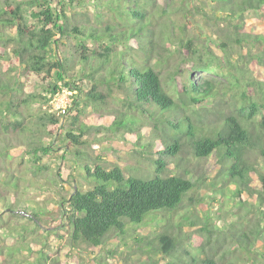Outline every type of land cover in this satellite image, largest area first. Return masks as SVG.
I'll use <instances>...</instances> for the list:
<instances>
[{"label":"trees","instance_id":"obj_1","mask_svg":"<svg viewBox=\"0 0 264 264\" xmlns=\"http://www.w3.org/2000/svg\"><path fill=\"white\" fill-rule=\"evenodd\" d=\"M174 2L0 0V264H61L37 248L32 227L39 230L46 211L28 202L19 207L22 180L12 151L21 143L36 164L63 136L66 148L84 154L80 149L92 144L82 119L88 111L107 122L97 132L133 142L136 165L126 172L85 160L92 186L76 187L61 202L71 243L99 249L111 232L123 235L151 216L163 227L140 240V264H235L237 253L245 264H264V0L184 6L216 27L223 57L212 41L181 39L168 27ZM62 40L70 54L53 59ZM26 76L51 80L43 90L48 98L31 91ZM224 81L234 89L229 96ZM63 89L74 107L66 128L63 115L33 112ZM205 161L215 168L210 180ZM232 186L240 201L236 221L221 231L211 217L201 222L195 207L209 188L223 200ZM200 190L189 197V216L174 223Z\"/></svg>","mask_w":264,"mask_h":264},{"label":"rangeland","instance_id":"obj_2","mask_svg":"<svg viewBox=\"0 0 264 264\" xmlns=\"http://www.w3.org/2000/svg\"><path fill=\"white\" fill-rule=\"evenodd\" d=\"M199 2L198 0H175L172 5L173 7L167 9L171 17L164 19V21L169 28L174 26L173 32L181 39L192 37L194 40L199 38L198 40L212 41L209 45L211 49L214 50L217 56L223 57L225 54L217 47L222 42V38L215 33L216 27L207 26L208 23L205 22L207 18L204 19L201 15L195 14L193 11L192 13L194 14L191 15L190 11L184 9L186 4L196 6ZM211 8L212 6H207L208 11H210ZM61 42L65 44V46L61 45L58 51L52 54L53 59H57V56L63 58L70 54L68 50L70 42L67 40H62ZM235 57L238 58L237 56ZM258 73L259 70H255L253 76L257 78ZM68 74L70 77L79 76L78 72L70 71ZM21 80L26 85H30L31 91L39 89L43 92L44 96L48 98L49 94L43 90L44 88H49L52 83L51 80L42 82L35 77L27 76L22 77ZM81 82L85 84L88 90V83L86 81ZM223 84H225L226 90H228V96L231 95L234 89L231 88L226 81H224ZM66 91L67 90L63 89L59 95L50 99L46 104L43 100L40 101L39 106L35 107L33 112L41 114L44 113V111H48L59 115L60 113L55 108V104L58 99H63V95H65ZM70 100H72V104L69 106L68 110L72 108L73 113L72 96ZM72 113L70 112L68 117H63V127L66 128L69 126L72 120ZM93 114L92 111H88L82 116L83 121L88 124L90 129L88 135L90 137L87 138V140L92 143L80 149L84 154L76 155L70 148H66L65 146L67 143L63 139V136H61L54 141V150L49 155H43L41 161L34 164L30 156L26 153V148L21 143L17 144L12 153L16 158V173L22 180V187L19 193H12L13 195L11 198H13L15 194L20 202L19 207L25 206V203L28 202L32 205L31 209L35 207L46 211L40 217L42 222L41 226L39 225L38 227L39 230L37 227H32V229L36 230L35 232L39 233H37V237H35L37 245H39L37 248L44 247L43 250H45L47 254L58 256L61 264H100V262L104 264H140V262L144 260L140 254V247H142V242L140 243V240H143L145 237L152 238L153 235L163 227L161 222L152 220L151 216L141 226H128L123 235L111 232L105 245L93 251L87 246L77 245L74 242L71 243V239L69 238L70 233L63 226L67 224V220L64 216L66 212L63 211L64 208L62 209L61 207L63 199L69 198L73 189L76 187L86 190L92 186L86 179L87 174L83 171L82 164H86V162L91 163L92 160L95 159L107 170L118 165L124 168L126 172L131 170L129 166L136 165V155L134 154L135 146L133 142H125L117 136L97 132L100 126H106L107 122L105 119L92 116ZM261 120V117L256 118L257 122ZM67 131L68 130H64L62 132L64 133ZM146 140L148 141L149 139L147 138ZM193 162L196 163V160H193ZM211 163H208V161L202 163V167H206V172H208V176L206 174L208 180L215 176V171L213 170L215 168H211ZM259 164V170L264 172V161H260ZM58 172L61 175L60 178L56 177V173ZM192 181H196V175L192 177ZM234 192L235 189L234 186H232L231 189L225 191L222 200V195H213V189L209 188V196H204L203 202L197 204L195 207L196 215L199 220L203 222L204 219L211 217L215 225L218 226V231H221L225 224L228 226L234 223L238 214L237 206L240 205L239 199L233 197ZM197 194H199L197 196L198 198L202 194V191H193L189 194L185 202L186 209L175 217L174 223L180 221L182 216H189V207H187L190 203H188L189 197H196ZM68 215L69 213L66 214V216ZM23 216L25 217V215ZM30 222L31 221L24 219L22 224H28V226H30ZM187 231L191 232L192 229H187ZM232 260L235 264L239 262L245 264L246 262V259L239 253L235 254Z\"/></svg>","mask_w":264,"mask_h":264},{"label":"built area","instance_id":"obj_3","mask_svg":"<svg viewBox=\"0 0 264 264\" xmlns=\"http://www.w3.org/2000/svg\"><path fill=\"white\" fill-rule=\"evenodd\" d=\"M71 96H72V92L66 91L65 95H63V99H58L56 101L55 108L62 115H67V109L72 104V100H70Z\"/></svg>","mask_w":264,"mask_h":264},{"label":"clouds","instance_id":"obj_4","mask_svg":"<svg viewBox=\"0 0 264 264\" xmlns=\"http://www.w3.org/2000/svg\"><path fill=\"white\" fill-rule=\"evenodd\" d=\"M68 91V90H67ZM59 95V94H58ZM57 96V95H56ZM67 111H68V109H67ZM61 114V113H60ZM68 114V113H67ZM62 115V114H61ZM64 117L66 116V115H63Z\"/></svg>","mask_w":264,"mask_h":264}]
</instances>
